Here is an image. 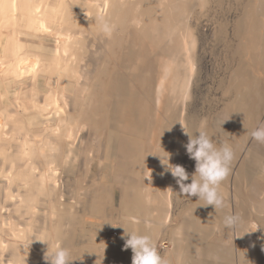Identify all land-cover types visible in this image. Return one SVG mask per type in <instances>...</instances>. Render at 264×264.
<instances>
[{
    "label": "bare ground",
    "instance_id": "bare-ground-1",
    "mask_svg": "<svg viewBox=\"0 0 264 264\" xmlns=\"http://www.w3.org/2000/svg\"><path fill=\"white\" fill-rule=\"evenodd\" d=\"M212 1L217 5L222 4L221 0H194L201 17ZM163 2L138 0V4L129 7L127 13L121 0H0V133L3 134V129L12 123L11 128L16 131L17 137H21L23 131L25 137L20 145L25 164L16 167L15 162H12L13 168H25H19L12 174V177L16 175L13 178L15 183L25 192L32 188L35 195L46 194L48 199L56 196L62 189L59 181L72 172L75 162L74 156H64L61 150L78 156L84 138L82 131L86 127L91 132L110 130L119 153L120 175L123 176L124 169L132 170L146 165L144 177L151 176L146 194L140 191L132 193L133 189H127L130 183L128 178L120 177L127 189L124 190L123 207L132 215H141L138 225L129 222V231L136 228L142 234H150L156 245L160 233L155 227H146L143 220L156 201L152 199L153 191L164 166L160 157L165 155L164 151L169 153V163L183 166L190 180L195 171V161L189 158L184 147L188 142L184 130L194 135L193 122L190 120L192 114L185 113V110L197 99L195 95L201 82L204 56L201 31L186 37L184 33L177 35L181 32L175 29L180 17L189 16V0H173L167 7H162ZM80 3L85 10V17L78 16L76 7ZM236 3L252 6L250 1ZM259 3L264 5V0L255 1L256 5ZM248 7H244L243 17L233 26L234 34L242 41L228 49L232 56L229 62H238L233 71L235 75H231L234 78L225 87L234 96L225 104L224 119L217 118L218 123L215 124L218 128L223 120L227 140L219 139L221 129L218 130L219 135H213L218 143L230 145L234 141V149L230 145L234 152L230 173L221 184L227 207L215 211L213 206H207L197 198L194 209L198 214L193 216L190 213L193 217L191 220L169 232L176 264H247L250 259H264V255H260L258 241L252 238L247 245L238 249L239 253L233 255L232 230L236 224L226 228L222 223L225 215H234L235 209L239 208V197L247 191L249 173L254 172L264 180V143H260L263 145L261 147L253 146L254 149L249 145L255 124L264 117V16H258ZM101 22H107L114 30L119 29V38H114V42L119 48L122 47V61L127 63L104 70L91 91L84 89L83 93L87 95L80 114L72 115L74 110L69 109L68 98L76 96L79 82L75 77L84 70L83 65L86 66L84 56L87 50L83 30L87 32L88 29H94V32H98ZM222 28L224 32L228 30L226 25ZM138 40L139 48L131 47ZM172 42L176 45L170 50ZM50 43L54 44V48ZM159 45L170 50V54L169 57L160 58L162 64L155 77L154 69L150 66L151 60L143 58L145 53L149 55L157 51L155 49ZM237 58L239 60L236 62ZM133 70L137 71L134 75ZM27 75L31 76L20 79ZM30 81L29 93L18 87ZM40 81L46 86L42 88ZM40 93L44 95L43 104L40 103ZM70 100L73 102V99ZM176 100L183 102V115L177 119L180 134L175 144L178 147L170 150V139L174 136L170 126L176 124ZM15 101H19L23 108L18 111L21 119L11 114V108L15 109ZM28 104L32 106L28 108ZM198 120L196 127H203L201 123L204 121L201 118ZM0 153H4V149H0ZM238 165L240 168L236 171ZM59 169L62 170L60 174ZM167 173L169 180L177 184L171 173ZM19 181L22 183L19 184ZM12 188L10 184L7 197L19 200L18 204L29 202L30 208H36V196L19 192L18 197L13 194ZM259 189L257 186L254 188L256 193ZM106 192L107 197L111 196L108 189ZM248 196L247 201L250 202L252 199ZM163 202L167 212L165 218L159 219V224H168L174 213L172 195L165 196ZM255 202L252 204L253 209L256 208ZM97 206L96 202L94 208ZM248 214L242 216L249 218ZM225 228L226 231L223 230ZM89 232L90 240L97 242L102 231L100 226H91ZM71 239L72 236L67 235V240ZM103 247L107 249L108 246L105 244ZM32 248L40 250L36 246ZM31 252L37 253L36 250ZM115 264H132V255L117 258Z\"/></svg>",
    "mask_w": 264,
    "mask_h": 264
},
{
    "label": "rangeland",
    "instance_id": "rangeland-1",
    "mask_svg": "<svg viewBox=\"0 0 264 264\" xmlns=\"http://www.w3.org/2000/svg\"><path fill=\"white\" fill-rule=\"evenodd\" d=\"M165 1L162 3V7H167L169 2L171 3L173 0ZM248 1L252 2V6H242V4L236 3H246ZM255 1L221 0L222 4L220 5L212 1L211 5L207 9H204L203 16L201 17L199 15L200 12L195 7L194 0H189V16L180 17L178 20L180 22L177 23L178 25L175 29L180 30L181 33H177V35H183L184 33L188 37L191 34L192 36L194 34L197 35L199 31L203 33L202 53L204 56L201 62V82L195 95L197 99L190 104L191 106H188L190 107L187 108L188 110H185V113L189 112L192 114L190 120L193 122V134L195 135H199V131H206L207 134L209 133L212 137L213 135L215 137V134H220L218 130L221 129L222 134H220L221 137L219 139L222 141L227 140L223 129V120H221L222 124L220 127L216 128L217 125L215 124L218 123L216 121L217 118L224 119L225 104L229 98L234 96L225 87L234 78L235 74H233V71L237 68L236 64L239 59H236L237 63L229 62L232 56L229 55L228 49L238 45L242 41L234 34L233 26L243 17L245 13L244 7H248L260 17L264 16V5L260 3L256 5ZM217 2L220 1L217 0ZM121 3L122 6H125L124 12L129 13L128 8L137 5L138 0H121ZM82 4L80 3L76 7L79 17L86 16ZM129 16L131 15L129 14ZM223 25L227 26L228 30L226 32L222 28ZM139 26L140 28L143 27ZM89 30L87 32L83 30V38L85 39V48L87 50L84 56L86 66L83 65L84 70L75 77L78 79L77 82H79L76 96L68 98V105L71 106L68 107L74 110L72 115L80 114L79 112L84 106V97L87 95L83 93L84 89L87 92L91 91L104 70L114 69L118 66L121 67L122 64L127 63L122 61V47L119 48L114 42V38H119L117 35L119 29H112L110 34L104 33L101 29L98 32H94V29ZM36 43L38 44V42ZM134 44L131 47L135 46V49H138L139 40L135 41ZM53 45L50 43L52 48H54ZM127 45L126 47H128ZM170 45L171 50L176 44L172 42ZM165 49L159 45L155 49L157 51L153 50L154 52L149 55L145 53L143 59L147 58L151 60L150 66L154 69L153 75H156L160 71L159 66L162 64L160 58L169 57L170 50L167 51ZM166 51L169 53L167 54ZM133 71V75L137 73L136 70ZM30 76H23L20 79ZM30 83L31 81L25 86L22 83L18 87L23 88L24 92L29 93ZM43 85L44 83L42 82V88L46 86ZM60 86V90L62 91L63 81ZM150 92L149 90V94H151ZM39 96L40 103L43 104L45 101L43 93H40ZM70 99H73V102ZM182 103V101L178 102V100L174 103L176 124L172 126L173 128L170 126L172 129L170 130L174 135L171 138L173 141L170 139V150H175L177 146L175 139H178L180 134L177 119L183 115L181 114L183 112ZM18 104L19 101H15V105L13 106L15 109L11 108V114L12 116L16 114L17 118L21 119L18 111H21L23 108H21V104ZM31 106V104L27 105L28 108ZM200 118L204 121L203 123L200 121L201 125L204 126L196 127L199 124L198 119ZM263 121L264 117L261 118L260 122L258 121L255 124L254 130L264 124ZM11 124L9 123L10 127L8 125L3 129V134L0 133V149H4V153H0V264H45L44 254L47 250V245L40 241L46 242L49 246L55 244L57 240L61 241L63 246L70 250V259L73 261V264H115L117 258L132 255L131 249L123 250L124 244H122L121 236L124 229L130 230L128 218L130 216L141 217V215H132L130 211L123 207L126 186L123 184L124 180L121 177L126 176L128 178L130 183L127 185V189L128 187L133 189L131 190L132 193L140 191L146 194L149 179H151V176L144 177L146 165L144 167L133 168L132 170L124 169V172H121L123 176H121L120 171L122 169L117 145L113 139L114 135L111 134L110 130L91 132L86 127L82 131L84 138L82 149L78 152V156L72 155L64 149L61 150L64 156H74L73 170L59 181V183H62V189L59 194L48 199L46 194L35 195V190L32 188L30 189L31 191L25 192L22 187L19 188L18 184L15 183L13 178L16 175L12 177V174H15L17 169H25L23 166L13 168L12 163L15 162L16 167L19 164H25L20 146L25 137H23V131L22 138H18L17 133H15L16 131H13L11 128L13 125ZM28 138L33 141L31 137ZM230 145L234 149V141H231ZM249 145H252L253 148V146L261 147L262 144L250 137ZM249 145L247 143V146ZM239 168L240 165L235 170L237 171ZM61 171L59 169L58 173L60 174ZM162 172V176L157 187L155 186L152 196L153 201L156 200L158 202L154 201V207L149 211L145 220H148L152 225L151 227H155L157 232L160 233L156 246L166 264H176V261L173 260L174 245L169 241V232L177 225L191 220L193 217L189 215L190 213L193 216L198 214L194 209L197 204V197L191 198L188 195L181 194L179 185L169 180V174L166 172L164 166L162 167ZM248 176L249 184L247 191L240 195L239 208L234 211V215H237L239 220L232 230L234 242H232L231 247L233 255L237 254L239 253L238 249L243 245H247L248 240L252 238L258 241L260 255H264V180L254 172L249 173ZM18 183L22 182L19 181ZM187 183H191V180L189 179ZM10 184L13 187V194L18 195V197L20 193H31L32 196H36L37 201H34L37 205L36 208H30L29 202L18 204L19 200L7 197V193L9 192L8 186ZM256 186L261 188L258 193L254 190ZM106 189L111 192V196L107 197ZM167 195H172L171 203L174 205L173 218L168 224H159L161 222L159 219L165 218L167 212V206L163 202V198ZM248 195L252 199L250 202L249 200L247 201ZM96 202L98 206L94 208ZM253 202L256 204V208L254 209L252 208ZM98 211L99 213H97ZM245 213H249L250 217L244 218L242 215H245ZM91 226H100L102 231L98 240H96L97 242L90 240L89 229ZM57 228H59V231H57ZM223 230L226 231V228ZM65 233L72 236L70 241L67 240V235L64 237ZM105 244L108 246L107 249L103 247ZM32 246H36L40 250L32 248ZM31 250H36V255ZM247 264H264V259L261 257L258 260L250 259Z\"/></svg>",
    "mask_w": 264,
    "mask_h": 264
},
{
    "label": "clouds",
    "instance_id": "clouds-1",
    "mask_svg": "<svg viewBox=\"0 0 264 264\" xmlns=\"http://www.w3.org/2000/svg\"><path fill=\"white\" fill-rule=\"evenodd\" d=\"M100 27L106 34H110L112 31L107 22H101ZM184 132L188 136V142L184 147L189 158L195 161V171L191 174V183H185L190 178L185 168L169 163L170 154L164 151L165 155L160 158L166 172H170L176 180L181 194L191 198L197 197L198 200H203L207 206H213L215 211L227 207L226 198L221 193V184L230 173V164L234 158L233 149L227 143H218L204 131H199V135H189L185 130ZM251 137L257 142L264 143V124L252 131ZM128 219L133 225H138L141 222L135 216H130ZM238 220L237 215L227 214L222 223L224 227L231 228ZM144 223L146 227L151 228V223L148 220H145ZM121 239L124 240L123 250L131 249L132 251V264H166L150 234H142L136 228L131 231L124 229ZM40 242L47 245L44 254L45 264H73L70 259V250L65 248L61 241L57 240L51 246L46 242Z\"/></svg>",
    "mask_w": 264,
    "mask_h": 264
}]
</instances>
